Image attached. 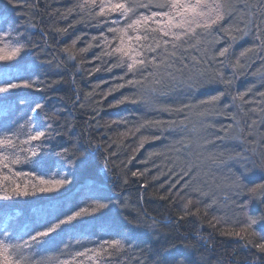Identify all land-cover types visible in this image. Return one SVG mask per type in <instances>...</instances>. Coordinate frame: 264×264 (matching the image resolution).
Here are the masks:
<instances>
[{
  "label": "trees",
  "instance_id": "16d2710c",
  "mask_svg": "<svg viewBox=\"0 0 264 264\" xmlns=\"http://www.w3.org/2000/svg\"><path fill=\"white\" fill-rule=\"evenodd\" d=\"M230 2L235 11L196 29L202 35L194 46L184 45L187 51L177 49L167 70L172 75L149 65L133 77L116 66L118 55L105 54L119 43L109 27L128 21L118 13L97 16L101 0L95 6L91 0H0V23L15 28L25 44L21 75L35 84L17 93L41 103L39 122L52 125L44 151L89 158L86 170L65 165L71 183L59 203L67 212L95 209L83 219L96 227L70 225L36 244L37 261L60 264L76 251L119 239V250L80 256L76 264H157V253L182 256L187 264H264L250 235H234L249 217L264 214V194L250 191L264 184V0ZM27 116L36 119L21 104L6 123L15 128ZM41 199L47 197L0 202V231L6 216L24 224L31 201Z\"/></svg>",
  "mask_w": 264,
  "mask_h": 264
},
{
  "label": "snow or ice",
  "instance_id": "6c2138e0",
  "mask_svg": "<svg viewBox=\"0 0 264 264\" xmlns=\"http://www.w3.org/2000/svg\"><path fill=\"white\" fill-rule=\"evenodd\" d=\"M91 3L95 6L96 0H91ZM98 7L97 16L107 17L118 13L121 19L128 21L124 28L109 27L108 31L118 33L119 43L105 54L118 55L116 66H126L128 73L133 77L137 74L143 76L149 65L157 69L162 67L168 75H172L167 70L174 67L173 58L177 56V49L184 48L186 44L194 46L192 41L202 35L196 29L207 30L225 15L235 11V4L230 0H157L150 4H133L127 3L126 0H109L104 3L101 0ZM138 8H145L147 11L138 13ZM129 29L136 34L130 35ZM155 33H159V36L152 35ZM21 37L22 34L15 28L5 30L0 23V202L37 194L47 199L31 201L33 207L29 217L19 227L9 223L14 220L13 217H5L6 226L0 231V264H43L35 259V245L52 239L70 225L79 226L81 230L90 225L96 227L91 221L83 219L85 215H92L95 209L84 207L67 212L59 203L66 190L65 186L71 183L65 174V165L71 164L77 169L86 170L89 167V158L84 154L78 159H69L67 149L56 152L55 157L51 152L44 151L52 136V125L45 127L39 122V112L43 105L17 93L18 89L35 87L29 77L21 75L27 71L21 64L25 51ZM164 37L168 39H163ZM133 40L137 43H132ZM141 41L145 43H139ZM108 43L111 46V42ZM184 51H187V48H184ZM146 52L154 55L149 58ZM220 55L223 56L224 51H221ZM141 82L135 79L127 81L130 85ZM21 104H27L36 119L27 116L24 124L13 128L6 120ZM17 165H27V170L18 168ZM233 183L236 187L242 186L239 178ZM250 191L264 194V184H258ZM97 207L103 208L106 205L98 203ZM99 227L113 228L112 225ZM242 233L250 235L252 239L248 243L264 255V214L260 217H249L241 230L234 235L245 238ZM122 247L119 239L103 240L96 248L76 251L70 255V259L60 261V264H76L77 257L92 259L94 256H102L109 248L119 250ZM157 255L160 257L157 264H187L182 256H170L168 253ZM78 264H83V261ZM94 264L98 262L94 261Z\"/></svg>",
  "mask_w": 264,
  "mask_h": 264
}]
</instances>
